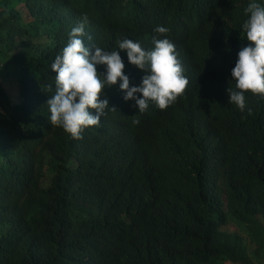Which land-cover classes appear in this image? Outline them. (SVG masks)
Masks as SVG:
<instances>
[{
  "label": "trees",
  "instance_id": "obj_1",
  "mask_svg": "<svg viewBox=\"0 0 264 264\" xmlns=\"http://www.w3.org/2000/svg\"><path fill=\"white\" fill-rule=\"evenodd\" d=\"M47 1L0 0V264L264 263V97L227 93L250 0ZM85 15L105 51L170 29L185 96L141 113L118 82L83 139L51 125V64Z\"/></svg>",
  "mask_w": 264,
  "mask_h": 264
},
{
  "label": "clouds",
  "instance_id": "obj_2",
  "mask_svg": "<svg viewBox=\"0 0 264 264\" xmlns=\"http://www.w3.org/2000/svg\"><path fill=\"white\" fill-rule=\"evenodd\" d=\"M244 13L247 19L243 22V31L249 43L238 52L231 70L235 90L227 89L229 102L242 112L246 108V93L264 97V5L250 0ZM86 22L85 15L83 22L72 28L66 46L51 64V70L56 73V90L47 101L51 125L61 127L72 139H83L86 129L100 126L106 110L116 109L110 108L108 99L101 97L105 88L118 82L125 93L123 99L134 100V106L141 113L148 109L150 102L166 110L185 96L189 80L175 48L180 42L168 34L170 29L157 26L154 32L158 35L141 44L135 42V37H132L135 41L125 38L117 42L119 50L105 51L99 46L85 45L82 37ZM121 50L126 51L129 63L136 66L127 72L137 73L140 69L144 73L138 78V86L130 87ZM98 65L106 66V72H100ZM248 111L251 113V109ZM138 123L139 120H133V124Z\"/></svg>",
  "mask_w": 264,
  "mask_h": 264
},
{
  "label": "rangeland",
  "instance_id": "obj_3",
  "mask_svg": "<svg viewBox=\"0 0 264 264\" xmlns=\"http://www.w3.org/2000/svg\"><path fill=\"white\" fill-rule=\"evenodd\" d=\"M46 2L48 3L47 0H46ZM20 10H21V12H20V15H19V16L25 20V23L32 19V16H30V15L28 16V15H27V13H28V12H27V11H28V7H27V6H24V7L21 8ZM255 262H256L257 264H264V263H262L261 260H256ZM224 264H230V263H224Z\"/></svg>",
  "mask_w": 264,
  "mask_h": 264
}]
</instances>
